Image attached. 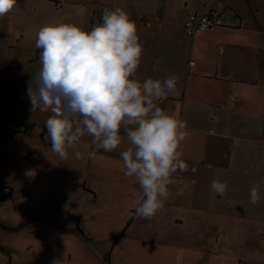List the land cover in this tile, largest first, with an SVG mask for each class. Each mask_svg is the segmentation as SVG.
Instances as JSON below:
<instances>
[{
	"label": "crops",
	"instance_id": "obj_1",
	"mask_svg": "<svg viewBox=\"0 0 264 264\" xmlns=\"http://www.w3.org/2000/svg\"><path fill=\"white\" fill-rule=\"evenodd\" d=\"M214 1L95 5L107 70L96 72L107 83H91L82 99H114L129 114L104 130L48 122L21 151L36 174L79 186L68 228L84 243L64 261L43 257L48 264H264V0H222V25L185 33V18ZM55 122L68 126L45 135ZM170 156L167 177L150 188ZM0 184L14 197L11 182Z\"/></svg>",
	"mask_w": 264,
	"mask_h": 264
},
{
	"label": "rangeland",
	"instance_id": "obj_2",
	"mask_svg": "<svg viewBox=\"0 0 264 264\" xmlns=\"http://www.w3.org/2000/svg\"><path fill=\"white\" fill-rule=\"evenodd\" d=\"M98 1L0 0V89L15 101L1 112L31 125L24 135L0 136V181L15 187L14 197L0 201V221L15 226L9 230L0 224V244L9 247L0 249V264H48L43 257L64 261L71 250L84 243L68 228L74 226L79 186L36 174L23 165L21 151L32 148L34 135L48 122L77 119L84 124L82 131L92 125L104 130L107 118L129 114L128 109L121 113L114 99L97 103L82 99L91 94V83L100 91L107 83L96 72L107 71L102 61L105 42L91 29L101 25L102 8L95 7ZM19 126L0 117V132ZM52 195L63 202H54ZM61 220L67 225L58 228L55 221Z\"/></svg>",
	"mask_w": 264,
	"mask_h": 264
},
{
	"label": "built area",
	"instance_id": "obj_3",
	"mask_svg": "<svg viewBox=\"0 0 264 264\" xmlns=\"http://www.w3.org/2000/svg\"><path fill=\"white\" fill-rule=\"evenodd\" d=\"M220 8H224L222 0H215L210 5L204 7L202 12L189 14L183 22L184 32L192 35L196 32L222 25L223 20L219 10ZM139 109H141V107H139ZM169 162L170 160L167 158L156 166L150 185L157 182L159 183L160 179L165 176ZM179 182H181V179H179ZM3 191L4 190H0L2 193Z\"/></svg>",
	"mask_w": 264,
	"mask_h": 264
},
{
	"label": "trees",
	"instance_id": "obj_4",
	"mask_svg": "<svg viewBox=\"0 0 264 264\" xmlns=\"http://www.w3.org/2000/svg\"><path fill=\"white\" fill-rule=\"evenodd\" d=\"M0 10H1V5H0ZM14 104H15V101H14L13 97L11 95H9L7 92H5V91L0 89V117L3 120L7 121V122H15L16 124L20 125L18 128L13 129L12 131L0 133V136L5 135V134H16V133H20V132H29V130H30L31 125L27 121L20 120V119H17L15 117H12V116H9V115H5V114H3L1 112L2 108H4V107H12ZM57 125H61V126H64V127L68 126L67 123H58V122L51 123V124H48V125L45 126L46 129L43 130V133L45 135L50 134L52 132L53 128L55 126H57ZM169 158H170V160L172 162L171 156ZM166 177L167 176L165 174V176H163L160 179V182H162ZM158 186H159V183L157 182V183L151 184L150 188H153V187L156 188ZM0 190L1 191L4 190L3 193L0 192V201H6L8 199H11V197H12V187L0 184ZM0 224L5 229H9V230L15 229V226H13V225H7V224H5V223H3L1 221H0ZM7 248L9 249V247H6V246L0 244V249H2V250L5 249L6 250Z\"/></svg>",
	"mask_w": 264,
	"mask_h": 264
}]
</instances>
